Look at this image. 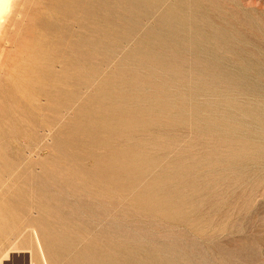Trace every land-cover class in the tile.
<instances>
[{
	"label": "rangeland",
	"instance_id": "rangeland-1",
	"mask_svg": "<svg viewBox=\"0 0 264 264\" xmlns=\"http://www.w3.org/2000/svg\"><path fill=\"white\" fill-rule=\"evenodd\" d=\"M51 1L0 15V264H68L82 248L60 259L43 209L71 243L108 231L113 264H264V0H96L103 22L58 36L39 25L61 20ZM87 95L110 108L87 120L106 146L75 163L57 136ZM98 201L99 221L69 215Z\"/></svg>",
	"mask_w": 264,
	"mask_h": 264
},
{
	"label": "bare ground",
	"instance_id": "bare-ground-1",
	"mask_svg": "<svg viewBox=\"0 0 264 264\" xmlns=\"http://www.w3.org/2000/svg\"><path fill=\"white\" fill-rule=\"evenodd\" d=\"M6 1L7 0H0V15L3 12V9H5L6 6ZM87 1V0H86ZM51 3H54V6L52 7V15H57L60 16L61 20H57L52 22L53 18H50L49 20V14H51L50 12L47 16L48 20H45L43 17L42 20H40L39 25L45 27L46 29L52 31L53 33H57L56 36H58L57 32V27L56 26H61V28L63 27V25H67L68 22L70 21H74L76 19H78L80 17V19H83V21L88 20V19H94V21H96L97 23H101L104 21L105 18L99 16L98 14V10L100 9L99 3L97 4L96 0H88L85 3V0H53L49 3L46 4L47 6H49ZM57 3V4H56ZM59 3V4H58ZM72 9H75L74 11H72ZM47 12V11H46ZM172 14V13H171ZM45 15V18H46ZM82 17V18H81ZM56 18V17H54ZM59 18V17H57ZM66 19V21H65ZM7 21V20H6ZM92 21V22H94ZM94 22V23H96ZM102 27V26H101ZM63 29V28H62ZM67 29V26H66ZM118 32V31H117ZM65 33V32H64ZM68 34V33H67ZM63 35V34H62ZM71 35V34H70ZM69 35V36H70ZM55 37V36H54ZM61 37V36H59ZM65 37V34L64 36ZM52 38V37H51ZM62 38V37H61ZM60 39V38H59ZM97 39V38H96ZM57 40V39H56ZM154 40V39H153ZM170 42V41H169ZM60 43V42H59ZM62 43V42H61ZM78 45H71L69 46V51L73 52L75 50V48H78L81 43H77ZM98 44V43H97ZM109 46V45H108ZM86 47V46H85ZM78 50V49H77ZM104 50V49H103ZM65 51V50H64ZM79 51V50H78ZM63 52V51H62ZM80 52V51H79ZM104 53V52H103ZM130 53V52H129ZM132 54V53H131ZM77 61L78 60H85V61H90L91 57H89V54L86 52H83V54H79L77 56ZM94 59V58H93ZM108 59V58H107ZM104 60V59H103ZM110 61V60H109ZM122 61V60H120ZM47 68V67H46ZM130 68V67H129ZM47 71V70H46ZM124 76V75H123ZM109 77V76H108ZM99 81V80H98ZM108 82V81H107ZM116 83V82H115ZM76 84H78L80 87L84 86L83 83L81 82H77ZM102 86V85H101ZM105 88V87H104ZM90 89V88H89ZM93 89V88H92ZM43 91V90H42ZM104 90H97V93H102ZM50 92V91H49ZM105 92V91H104ZM47 93V92H46ZM40 94V93H39ZM76 99L79 98V95H77L78 93H75ZM74 94V95H75ZM46 95V94H45ZM36 96V95H35ZM73 97V98H74ZM82 97V96H81ZM48 98V97H47ZM39 99V98H38ZM81 99V98H80ZM79 100V99H78ZM82 102V110L79 111L77 113V119L76 122H74L73 124H69V128H68V135L65 136L63 135H59L57 136L58 140L56 142V151L58 152L59 155H62L64 157L65 160H73L75 161V163H82V162H90V161H95L96 160V156H94L93 154H90V157H83L82 154L83 152H86L88 150H90L91 148H103L105 147V143H106V138L107 136L105 134H100V139L101 141H94L93 139H90V134L91 131L89 130V128H92V126H94L93 124L90 125L87 123L88 118L93 117L94 119V113L97 112H101V110H105L108 108V110H110L109 107L105 108V104L104 103H100V102H104V100L101 99L100 96L98 97H92L90 95H87L85 97H83L81 99ZM31 104V103H30ZM36 104V103H35ZM78 105V104H77ZM112 109L113 106L109 105ZM25 107L27 108V105H25ZM25 108V109H26ZM41 109V108H40ZM65 109L68 108H64L62 111L65 113L66 111H64ZM95 110V111H92ZM143 110V109H142ZM61 111V110H60ZM89 111V112H88ZM58 114V113H57ZM76 115V114H75ZM144 115V114H143ZM102 117V116H101ZM37 119V118H36ZM92 119V118H91ZM141 119V118H140ZM56 120V119H54ZM110 120V119H109ZM96 121V120H95ZM136 121V120H135ZM140 122V121H139ZM134 127L135 124H133ZM138 125V124H137ZM100 127V126H99ZM103 129V128H102ZM101 129V131H102ZM99 130V129H98ZM104 131V130H103ZM102 133V132H100ZM104 133V132H103ZM63 136V137H61ZM89 136V137H88ZM92 136V135H91ZM95 136V135H94ZM132 136V135H131ZM93 138V137H92ZM118 138V137H117ZM126 138V137H125ZM124 139V138H123ZM115 140V139H114ZM111 141V140H110ZM119 141V140H118ZM122 141V140H120ZM126 141V140H125ZM116 142V141H115ZM112 143V141H111ZM116 145V144H115ZM108 146V145H107ZM110 146V145H109ZM130 146V145H129ZM112 147V146H111ZM109 148V147H108ZM121 149V148H120ZM121 151V150H120ZM129 151V150H128ZM96 152V151H94ZM93 153V152H92ZM114 153V152H113ZM111 155V154H110ZM121 155V154H120ZM131 155V154H130ZM133 156V154H132ZM131 156V157H132ZM115 157V155H114ZM134 157V156H133ZM62 158V157H61ZM106 161V160H105ZM74 163V162H72ZM108 163V162H107ZM88 164V163H87ZM96 164V163H95ZM132 164V163H131ZM78 165V164H77ZM76 165V167H77ZM124 165V164H123ZM79 166V165H78ZM96 166V165H95ZM71 167V165H70ZM80 167V166H79ZM102 169L104 167L100 166ZM107 167V166H105ZM90 168V166H89ZM100 169V168H99ZM110 170V169H108ZM101 171V170H100ZM107 174V173H106ZM103 175V174H102ZM108 175V174H107ZM111 175V174H110ZM137 175V174H136ZM95 176V175H94ZM109 176V175H108ZM93 178V177H92ZM119 175L118 173H113L112 177H102L100 179H103L106 182H113L116 181L115 179H118ZM100 179L98 178L97 180L100 182ZM88 182V181H87ZM98 183V182H97ZM88 184V183H87ZM96 184V183H95ZM99 184H103V183H99ZM105 184V183H104ZM66 187H69L71 184L70 182H67ZM90 185V184H89ZM74 186V185H73ZM94 186V185H92ZM64 189V188H63ZM87 191V190H86ZM103 194V193H102ZM106 195V194H105ZM103 197V196H102ZM97 201V200H96ZM103 203H99L98 201V205H91L85 202H76L74 205V210H80L81 208L84 209V211L80 214V213H73L69 214L71 217H73V220H81L84 215H86V217L88 216L91 219L94 220H101L102 217L104 216V212L106 213V209L104 208L105 205H102ZM72 206V205H71ZM49 211H47L46 209H43V211L40 212V216H39V220L41 222H46L48 221V226L51 227V237L53 238L54 241V245L55 247H57V249H59L60 251V257L58 255V257L64 258L70 254L73 253V249L75 248V245L79 242L82 243V248L79 249V251L77 253H75L74 256H72V259L69 261L68 264H113V260L112 258L109 256L108 254L112 251V243L109 241L110 238L105 237L106 233H108V231H104V233L101 234H97V235H92V228H91V224L86 225V229H84V234L85 235H78L75 237V240L71 243L69 242L65 237V235H67V228L65 226H63V224L60 223V221L58 220L60 217L62 218L63 216H61L62 212L56 211L53 212L52 214L48 213ZM73 212V211H72ZM67 215V214H66ZM68 216V215H67ZM102 216V217H101ZM69 217V216H68ZM52 218V220L50 219ZM88 218V219H89ZM86 219V218H85ZM115 219V218H114ZM87 220V219H86ZM92 221V220H91ZM96 221V223L98 222ZM53 222V223H52ZM105 222V221H104ZM94 223V222H93ZM117 225V224H116ZM118 226V225H117ZM101 228V225H100ZM118 228V227H117ZM102 230V229H101ZM103 232V231H102ZM76 235V234H75ZM92 235V236H91ZM45 236V235H44ZM49 236V235H48ZM68 236V235H67ZM106 238V241H103V238ZM50 238V237H49ZM133 243V242H131ZM81 245V244H80ZM53 246V248H55ZM125 248V247H123ZM122 248V249H123ZM127 248V247H126ZM50 251L53 253V249L50 247L49 248ZM118 250V249H117ZM131 261V260H130ZM151 264V263H150Z\"/></svg>",
	"mask_w": 264,
	"mask_h": 264
}]
</instances>
